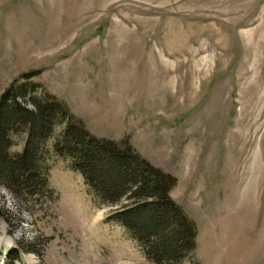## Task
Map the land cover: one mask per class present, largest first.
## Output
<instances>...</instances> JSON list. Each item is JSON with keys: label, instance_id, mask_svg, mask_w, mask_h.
<instances>
[{"label": "rangeland", "instance_id": "rangeland-1", "mask_svg": "<svg viewBox=\"0 0 264 264\" xmlns=\"http://www.w3.org/2000/svg\"><path fill=\"white\" fill-rule=\"evenodd\" d=\"M29 72L36 96L175 176L197 226L179 264H264V0H0V93ZM62 126L49 190L0 184V264H154L53 152Z\"/></svg>", "mask_w": 264, "mask_h": 264}, {"label": "trees", "instance_id": "trees-1", "mask_svg": "<svg viewBox=\"0 0 264 264\" xmlns=\"http://www.w3.org/2000/svg\"><path fill=\"white\" fill-rule=\"evenodd\" d=\"M36 73L13 80L0 93V184L26 196L49 190L42 150L61 124L53 152L69 160L100 200L116 206L108 219L126 229L152 263H181L196 248L197 226L170 196L175 176L142 157L127 140L92 134L55 95L36 96L39 84L29 82ZM21 132L26 133L23 148L10 154L11 135Z\"/></svg>", "mask_w": 264, "mask_h": 264}]
</instances>
